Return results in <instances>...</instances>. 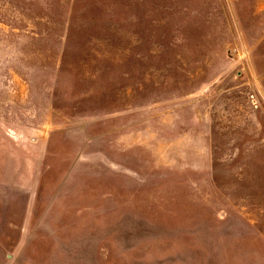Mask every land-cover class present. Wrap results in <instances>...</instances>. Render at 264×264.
<instances>
[{"label": "rangeland", "instance_id": "374dc122", "mask_svg": "<svg viewBox=\"0 0 264 264\" xmlns=\"http://www.w3.org/2000/svg\"><path fill=\"white\" fill-rule=\"evenodd\" d=\"M0 264H264V0H0Z\"/></svg>", "mask_w": 264, "mask_h": 264}]
</instances>
